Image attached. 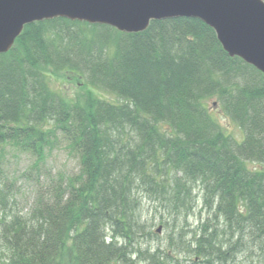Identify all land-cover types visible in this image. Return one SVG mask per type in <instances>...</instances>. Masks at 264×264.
Instances as JSON below:
<instances>
[{"label": "trees", "instance_id": "obj_1", "mask_svg": "<svg viewBox=\"0 0 264 264\" xmlns=\"http://www.w3.org/2000/svg\"><path fill=\"white\" fill-rule=\"evenodd\" d=\"M47 69L89 88L67 98ZM212 100L242 140L222 129ZM62 144L78 173L40 184L27 214L5 213L9 153L34 159L31 176ZM250 163L264 167V74L229 56L199 19L139 33L44 20L0 54V264H180L181 253L264 264V169ZM198 207L205 217L189 236Z\"/></svg>", "mask_w": 264, "mask_h": 264}, {"label": "water", "instance_id": "obj_2", "mask_svg": "<svg viewBox=\"0 0 264 264\" xmlns=\"http://www.w3.org/2000/svg\"><path fill=\"white\" fill-rule=\"evenodd\" d=\"M57 18L123 33L143 32L152 21L196 18L215 31L229 56L264 74V0H0V54L26 25Z\"/></svg>", "mask_w": 264, "mask_h": 264}, {"label": "rangeland", "instance_id": "obj_3", "mask_svg": "<svg viewBox=\"0 0 264 264\" xmlns=\"http://www.w3.org/2000/svg\"><path fill=\"white\" fill-rule=\"evenodd\" d=\"M46 73L49 75L51 85L54 89L61 91L63 95L67 98H76L84 90L89 88L86 81L79 75L70 74L66 71H53L52 69H47ZM94 90V93L101 99H106L111 102H117V98L107 92L101 90ZM215 100L209 102L210 108L214 109L218 119L220 120L222 129L228 134L233 135L238 140H242L243 132L234 123L226 118L221 110L217 106H214ZM34 159L26 154H21L18 152H10L8 155L7 162V172L10 181L13 183L14 197H12L8 203L6 212L8 215L11 214H27L34 205L35 199L37 197L38 189L40 184L47 183L48 179L55 178L58 176H70L79 171V160L76 154L72 153L65 144L59 145L53 152L47 155L46 162L42 165V170L40 172H35L33 175L25 176V172L31 169ZM250 168L253 169H264L263 166L257 163H250ZM33 176V177H32ZM40 176L39 180L38 177ZM144 208L147 214L151 216L153 212V204L144 201ZM204 212H201V207L195 210L194 214L188 219L189 226L186 228L189 232V236L193 234V231L199 226L201 219H203ZM159 213H156V225L154 229H158L159 224ZM160 237L158 242L161 244L165 242L168 236V230H162L158 233ZM189 238V237H188ZM151 245H154V243ZM180 264H201L202 259L195 257L191 254H179L177 257ZM235 264V263H230ZM238 264H256L253 261H247L242 263V258H239Z\"/></svg>", "mask_w": 264, "mask_h": 264}, {"label": "bare ground", "instance_id": "obj_4", "mask_svg": "<svg viewBox=\"0 0 264 264\" xmlns=\"http://www.w3.org/2000/svg\"><path fill=\"white\" fill-rule=\"evenodd\" d=\"M253 260H254V259H252V258H250V257H249V258H247V257H246V258H242V263H245V262H247V261H250V262H251V261H253ZM238 261H239V258H237L235 264H238ZM253 262H254V261H253Z\"/></svg>", "mask_w": 264, "mask_h": 264}]
</instances>
